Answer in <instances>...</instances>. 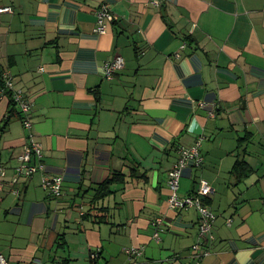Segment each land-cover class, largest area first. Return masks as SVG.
<instances>
[{
  "label": "crops",
  "instance_id": "obj_1",
  "mask_svg": "<svg viewBox=\"0 0 264 264\" xmlns=\"http://www.w3.org/2000/svg\"><path fill=\"white\" fill-rule=\"evenodd\" d=\"M103 6L115 21L100 34ZM5 7L0 69L31 100L33 123H7L11 99L1 100L0 254L10 264H264V0H0ZM118 56L125 67L109 79L104 66ZM30 135L48 174L64 179L60 199L44 189V172L12 184ZM199 140L205 161L183 170L178 194L193 195L203 179L214 189L205 257L199 212L169 201L180 151ZM238 155L252 168L242 180L231 173ZM113 172L127 182L97 204L108 211L99 223L94 189ZM134 248L143 255L130 256Z\"/></svg>",
  "mask_w": 264,
  "mask_h": 264
},
{
  "label": "built area",
  "instance_id": "obj_2",
  "mask_svg": "<svg viewBox=\"0 0 264 264\" xmlns=\"http://www.w3.org/2000/svg\"><path fill=\"white\" fill-rule=\"evenodd\" d=\"M160 2H157L159 5ZM1 13L13 12V8L5 7L0 9ZM98 26L97 32L103 34L107 29V22H114L115 16L111 13L107 6H103L98 12ZM125 67V60L122 56H118L115 60L108 62L104 66L105 76L109 79H113L114 75L121 71ZM5 87L0 88V102L5 97H9L8 91H12L13 98L19 104L21 111L23 112V124L27 130H31L33 123L31 120V106L32 102L25 95L23 90H18L15 88V82L13 77L4 73ZM31 141L29 145L25 146L24 153L20 156V165L16 168V177L12 184H16L20 177L32 178L38 172H44L45 177L43 179V187L49 192L52 197L60 199L63 196V183L64 179L61 176H51L48 174L45 164L42 162L44 157L42 145L34 140L32 135H30ZM201 143L199 140L194 146L183 147L180 151L181 158L173 167L170 172L169 185L172 191L170 196V205L176 210H188L196 209L199 212V229L200 235L203 237L201 242L196 246L198 250H204L200 257H205L210 255L209 243L215 240V235L213 232L214 224L217 219V215L213 210L209 208L206 204V200L213 194L214 189L212 185L205 179L200 181L199 188L197 191L190 196L180 197L178 194L180 181L182 178L183 170L188 167L191 163L195 166L200 167L203 165L205 158L201 153ZM38 161H40L38 163ZM7 176V168L5 165L0 163V188L4 187V178ZM14 186V185H13ZM153 228L155 230V239L157 241L161 240V226L163 224L162 218H157L153 223ZM130 256H137L138 258L143 255V249H130L128 250ZM99 255L97 253H92V260L98 259ZM0 264H10L9 260L4 254H0Z\"/></svg>",
  "mask_w": 264,
  "mask_h": 264
},
{
  "label": "trees",
  "instance_id": "obj_3",
  "mask_svg": "<svg viewBox=\"0 0 264 264\" xmlns=\"http://www.w3.org/2000/svg\"><path fill=\"white\" fill-rule=\"evenodd\" d=\"M4 73L2 69H0V88L5 87V80H4ZM9 98L11 99V111L9 113L7 123H9L14 117L19 115L23 121L24 116L23 112L21 111L19 104L13 98L12 91H8ZM98 100H100L99 93L96 94ZM244 138L243 140H245ZM252 171L251 165L244 159H241L240 156H237V161L233 167L232 174L236 175L239 180L245 179L250 175ZM127 182V175L123 172H113L110 177L105 180L103 183L99 184L96 189H94L95 193L91 200L93 204V209H97L104 213V215H99L98 218H101L99 223L108 222V211L107 208L101 207L98 208L97 204L100 201L105 200L107 197L111 196L115 191L113 190V186L116 184H125ZM207 202V201H206Z\"/></svg>",
  "mask_w": 264,
  "mask_h": 264
}]
</instances>
